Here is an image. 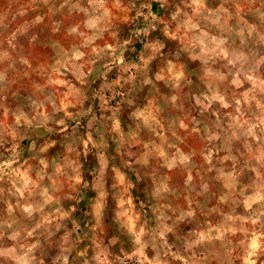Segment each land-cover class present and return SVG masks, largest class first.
I'll use <instances>...</instances> for the list:
<instances>
[{
  "label": "clouds",
  "instance_id": "1",
  "mask_svg": "<svg viewBox=\"0 0 264 264\" xmlns=\"http://www.w3.org/2000/svg\"><path fill=\"white\" fill-rule=\"evenodd\" d=\"M0 264H264V0H0Z\"/></svg>",
  "mask_w": 264,
  "mask_h": 264
},
{
  "label": "rangeland",
  "instance_id": "2",
  "mask_svg": "<svg viewBox=\"0 0 264 264\" xmlns=\"http://www.w3.org/2000/svg\"><path fill=\"white\" fill-rule=\"evenodd\" d=\"M37 55H38V56H43L44 53H42V52H37Z\"/></svg>",
  "mask_w": 264,
  "mask_h": 264
}]
</instances>
